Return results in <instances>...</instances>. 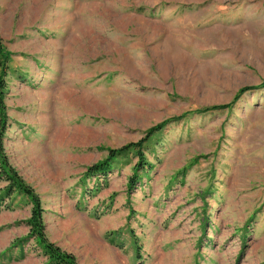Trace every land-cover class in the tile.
Returning a JSON list of instances; mask_svg holds the SVG:
<instances>
[{"label": "rangeland", "instance_id": "obj_1", "mask_svg": "<svg viewBox=\"0 0 264 264\" xmlns=\"http://www.w3.org/2000/svg\"><path fill=\"white\" fill-rule=\"evenodd\" d=\"M0 39L4 148L49 240L79 264H264V85L152 134L130 191L132 154L84 178L105 148L263 82L264 0H0ZM0 204V264H43L30 203Z\"/></svg>", "mask_w": 264, "mask_h": 264}, {"label": "trees", "instance_id": "obj_2", "mask_svg": "<svg viewBox=\"0 0 264 264\" xmlns=\"http://www.w3.org/2000/svg\"><path fill=\"white\" fill-rule=\"evenodd\" d=\"M10 56L11 52H9V50L4 45V42H2L0 39V183H3V185L0 187V203L3 200L9 199V197H11L13 194H19L25 197L27 202L30 203V214L26 219V224L28 226L27 238L34 239L41 247V250L45 256V262L43 264H79L73 253L62 249L47 237L43 220L44 210L40 196L35 191L34 187L29 184L13 167L5 152L3 142L6 135V125L8 120V116L5 113L4 104L7 86L5 81V71L8 67ZM263 85L264 81L257 86L247 85L241 87L233 96V99L227 103L195 108L185 111L181 114L168 117L163 121L149 127L145 131V135L136 141H129L119 147L103 148L106 150V155L86 167L84 171V178L95 177L101 178L102 181H106V178L112 171L114 165L121 159H124L132 154L137 157V160L133 165L134 172L131 176H129L128 182L126 183V188L130 191L136 184V181L141 178V175L146 173L148 168H152L150 162L146 160L144 152L145 144L152 134L161 131L167 124L180 121L184 117H190L220 109H227L231 107L233 103H235V100L239 98L244 92L251 89L260 88ZM98 184L99 183L96 184L95 188H97ZM87 193H91V191H87Z\"/></svg>", "mask_w": 264, "mask_h": 264}]
</instances>
